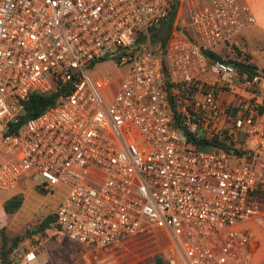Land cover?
<instances>
[{
    "label": "built area",
    "instance_id": "built-area-1",
    "mask_svg": "<svg viewBox=\"0 0 264 264\" xmlns=\"http://www.w3.org/2000/svg\"><path fill=\"white\" fill-rule=\"evenodd\" d=\"M172 4L0 0V189L25 173L65 185L51 234L87 248L159 224L167 264H253L238 223L264 227V76L204 50H232L255 17L244 0H180L186 22L162 47ZM108 57L127 67L116 84L91 74ZM56 84L19 122L23 99Z\"/></svg>",
    "mask_w": 264,
    "mask_h": 264
},
{
    "label": "rangeland",
    "instance_id": "rangeland-1",
    "mask_svg": "<svg viewBox=\"0 0 264 264\" xmlns=\"http://www.w3.org/2000/svg\"><path fill=\"white\" fill-rule=\"evenodd\" d=\"M184 12V7L181 6L179 0L178 7L172 13V19L177 25L186 22L183 17ZM235 43L237 46L240 45L236 38ZM221 47V45H216L214 48L221 52L227 50ZM252 48L255 47L252 46ZM225 54L230 55L228 52ZM254 55L264 67V49H257ZM126 68V64L117 63L108 57L96 63L91 74L94 77L111 78L113 84H116L118 77L125 73ZM42 180L39 173L33 176L25 173L18 178L17 185L12 189H0L2 199L16 193L22 196L21 205L13 212L6 213L0 205V229L7 238V245L12 242L13 236H22L7 256L12 264H21L24 252L30 247H35L37 253L36 258L29 262L30 264H159L157 258L162 259L161 264H167V257L172 253V249L164 228L159 224L120 239L107 248H87L70 239L59 238L47 233L45 229L37 230L40 221L54 212L55 207L68 190L63 184H53L49 189H43L39 185ZM252 226L254 232L257 229L264 232V228L256 221H253ZM0 264H3L1 257Z\"/></svg>",
    "mask_w": 264,
    "mask_h": 264
},
{
    "label": "trees",
    "instance_id": "trees-1",
    "mask_svg": "<svg viewBox=\"0 0 264 264\" xmlns=\"http://www.w3.org/2000/svg\"><path fill=\"white\" fill-rule=\"evenodd\" d=\"M173 5V4H172ZM179 28L181 29L183 35L190 37V35L187 32V29L179 25ZM152 40L155 42H160V45L164 47L167 43V38H158V32H154L152 34ZM207 54L210 56L218 57V58H225L230 61H235L238 63L240 68H243L247 70L249 73L253 74L256 73L258 75L264 76V70H259L257 65L250 60V56L247 52H244L240 47L234 45L232 50H225V52L230 53V55H226L225 52H215L213 50L205 49L204 50ZM243 52L245 56L243 58L237 59L239 54ZM65 90V86L62 84H56L53 89L47 92H40V91H33L30 92L27 97L23 99V105H24V111L20 117L19 122L24 121L26 118L36 115L43 111L47 106L50 104H53L58 99L59 95L62 94ZM22 202V196L21 194H13L9 196L8 198L4 199L3 201V209L6 213H10L15 211ZM54 216L53 213L48 214L45 216L41 221L37 228V230H44L46 227H50L53 225ZM1 230V229H0ZM28 231H30L28 229ZM36 231V230H35ZM31 232V231H30ZM2 244L0 248V257L3 264H12V262L8 259V254L13 249L14 245L18 243L22 239L21 235H15L11 238V243L7 245V238L2 233ZM157 262L159 264L162 263L161 258H157Z\"/></svg>",
    "mask_w": 264,
    "mask_h": 264
},
{
    "label": "crops",
    "instance_id": "crops-1",
    "mask_svg": "<svg viewBox=\"0 0 264 264\" xmlns=\"http://www.w3.org/2000/svg\"><path fill=\"white\" fill-rule=\"evenodd\" d=\"M244 1L249 4L251 11L255 17V21L251 24L246 25L241 33L236 37L240 44L238 45V47L249 54L250 60L257 65L259 70H264V67L257 61L254 55V51H256L257 49H264V0ZM252 46L255 48L253 49ZM262 80H264V78L260 80L259 88L261 94L264 96V81ZM3 201L4 199L0 198V205L2 207ZM253 221L255 220H244L238 223V227L250 233V250L252 255V263L264 264V232L259 231V229L254 232L252 226ZM45 232L51 233L50 228H45Z\"/></svg>",
    "mask_w": 264,
    "mask_h": 264
},
{
    "label": "water",
    "instance_id": "water-1",
    "mask_svg": "<svg viewBox=\"0 0 264 264\" xmlns=\"http://www.w3.org/2000/svg\"><path fill=\"white\" fill-rule=\"evenodd\" d=\"M178 4L179 0H173V5L171 6L170 12L166 15L165 21L158 32V38H165L167 36L168 27L173 22L172 13L176 10Z\"/></svg>",
    "mask_w": 264,
    "mask_h": 264
}]
</instances>
